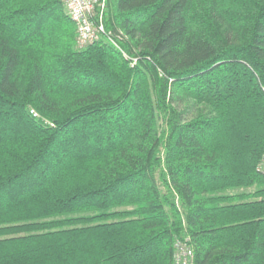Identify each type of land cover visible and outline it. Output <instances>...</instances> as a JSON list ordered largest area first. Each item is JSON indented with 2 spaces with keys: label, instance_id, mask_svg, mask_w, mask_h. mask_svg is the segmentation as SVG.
<instances>
[{
  "label": "trees",
  "instance_id": "1",
  "mask_svg": "<svg viewBox=\"0 0 264 264\" xmlns=\"http://www.w3.org/2000/svg\"><path fill=\"white\" fill-rule=\"evenodd\" d=\"M0 0V264H264V0ZM31 108L39 116L31 113Z\"/></svg>",
  "mask_w": 264,
  "mask_h": 264
},
{
  "label": "built area",
  "instance_id": "2",
  "mask_svg": "<svg viewBox=\"0 0 264 264\" xmlns=\"http://www.w3.org/2000/svg\"><path fill=\"white\" fill-rule=\"evenodd\" d=\"M68 15L76 25L77 41L80 47H86L100 36L107 38L133 66L138 57L131 55L122 47L124 34L109 32L105 26L106 0H63ZM113 33V34H112ZM31 113L38 116V111L31 108ZM257 171L264 175V150L257 164ZM174 264H195V254L189 238L178 239L176 242Z\"/></svg>",
  "mask_w": 264,
  "mask_h": 264
},
{
  "label": "rangeland",
  "instance_id": "3",
  "mask_svg": "<svg viewBox=\"0 0 264 264\" xmlns=\"http://www.w3.org/2000/svg\"><path fill=\"white\" fill-rule=\"evenodd\" d=\"M62 2H63V4H64V6H65V12H67V14H68V11H67V7H66V5H65V2L63 1V0H61ZM106 8H107V0H106ZM105 11H106V9H105ZM113 34V33H112ZM101 37V36H100ZM99 37V38H100ZM76 38H77V33H76ZM125 38H126V36L124 35V37H123V39H122V41H124L125 40ZM132 55H135V54H132ZM35 109V108H34ZM37 111V110H36ZM39 113V112H38ZM38 116H39V114H38ZM178 240V239H177ZM177 240H176V242H177ZM176 242H175V244H176ZM176 246V245H175Z\"/></svg>",
  "mask_w": 264,
  "mask_h": 264
}]
</instances>
